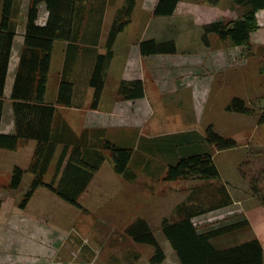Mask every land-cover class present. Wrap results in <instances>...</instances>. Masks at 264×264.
<instances>
[{"label": "rangeland", "instance_id": "obj_1", "mask_svg": "<svg viewBox=\"0 0 264 264\" xmlns=\"http://www.w3.org/2000/svg\"><path fill=\"white\" fill-rule=\"evenodd\" d=\"M198 1L200 19L189 11L187 16L180 12L173 18H154L156 0L136 2L126 37L134 39L141 34L142 38L143 22L152 17L147 38H174L177 46L171 57H153L154 79L148 85L147 104L139 105V116H134L140 121V142L137 131L128 130L120 142L134 148L129 167L137 178L111 183L110 175L119 174L106 151V161L97 176L107 179L94 183L82 194L80 202L86 210L44 186L36 190L25 208H20L31 174L24 175L18 189L0 182V264H151L154 247L136 242L127 232L138 215L150 219L166 254L163 264H181L159 220L163 216L178 218L172 208L176 202L202 209L220 204L226 198L220 191L223 186L231 196L230 204L194 217L197 229L205 232L238 223L239 227L214 237L212 242L229 247L257 235V231L264 243V226L255 227L264 224V203L254 195L249 179L241 172L242 167L251 170L253 176H264V123L259 122L264 114V11L256 13L258 27L251 32L250 40L234 44L214 33L204 36V24L197 23L210 19L229 24L242 19L247 8L233 0L217 5ZM213 6L219 9L210 11ZM149 66L148 61L139 59V67L127 69L137 75L151 69ZM111 73L110 81L114 79ZM234 97L242 98L250 112L228 111L227 105ZM210 124L222 135L235 138L238 146L219 150L206 143ZM185 132L195 139L189 137L188 143L183 142ZM197 146V150L212 152L221 177L211 181L164 180L168 163L178 155L195 151ZM186 147L188 151H184ZM54 170L55 163L46 175L47 181L53 178ZM260 183L263 188L264 180Z\"/></svg>", "mask_w": 264, "mask_h": 264}, {"label": "trees", "instance_id": "obj_2", "mask_svg": "<svg viewBox=\"0 0 264 264\" xmlns=\"http://www.w3.org/2000/svg\"><path fill=\"white\" fill-rule=\"evenodd\" d=\"M78 1L82 0H31L28 14V23L25 33V49L22 54L21 67L18 71L15 89L13 92L14 109L17 117L16 134L7 135L0 133V147L16 149L24 141L30 138L37 140L33 159L27 170L15 166L9 184L12 189H18L22 183L24 174H33L28 189L20 201V208H25L36 192L44 186L71 205L86 210L80 202V197L86 190L94 175L100 170L106 160L105 152L111 154L114 170L124 175L128 180H133L136 174L129 165L133 157L134 148L127 147L109 138L100 140L99 144L88 146L78 140L73 144L70 141L64 144L55 162L53 178L46 180V175L52 165V160L58 150L56 136L53 134L52 124L56 111L55 106L44 104V95L48 71L51 62L53 43L56 39H74L73 35L74 15L79 11ZM180 0H158L155 8V16H170L174 14ZM212 5H217L220 0H206ZM235 4L247 8L242 19L229 24L222 21L206 23L203 27L204 36L210 33L217 34L221 39H230L234 44L247 43L251 32L258 27L257 11L264 9V0H233ZM14 0H3V12L0 25V116L3 107V90L9 65L15 30L10 27V16ZM45 2L50 12V18L45 25L36 22L38 17V5ZM137 0H124L118 9L107 40V50L104 54H98L90 78V84L94 88L92 108H97L103 89L105 87V71L108 62L112 58V45L118 33L123 31L131 23L132 15ZM142 55L158 53H176L177 46L174 40L159 41L155 38L144 39L140 42ZM27 60L31 63L27 66ZM26 66V67H25ZM35 67V77L31 69ZM23 68L29 74H23ZM29 81L31 88L26 92L21 89V83ZM35 82V89L34 87ZM22 83V84H23ZM73 83L64 75L61 81L59 102L70 106L72 103ZM35 93V94H33ZM118 96L121 100H136L145 96V86L141 78L123 79L118 88ZM228 111L249 113L246 102L239 97H234L227 105ZM264 123V114L259 119ZM206 143L214 145L219 150L231 149L238 146V142L231 136H225L215 130L210 124L206 129ZM264 170V169H263ZM242 169L245 178L249 179L254 195L260 197L264 203V187L260 186L264 176H253ZM262 172V171H260ZM264 173V172H262ZM59 177V178H58ZM221 177L220 170L211 151L201 149L180 155L174 162L168 164L164 180H189L203 179L213 180ZM58 178V180H57ZM260 183V184H259ZM220 191L226 196L220 204L209 209L180 204L176 209L177 219L171 220L164 217L161 228L175 250L181 264H264V247L258 238L232 245L218 247L212 239L239 227L234 223L230 226H222L201 232L193 222V218L209 210L230 204L231 196L226 187ZM127 232L139 243L149 244L154 247V254L150 258L151 264H163L166 254L153 232L151 225L144 218H137L128 227Z\"/></svg>", "mask_w": 264, "mask_h": 264}, {"label": "crops", "instance_id": "obj_3", "mask_svg": "<svg viewBox=\"0 0 264 264\" xmlns=\"http://www.w3.org/2000/svg\"><path fill=\"white\" fill-rule=\"evenodd\" d=\"M222 1L223 0L220 1V4ZM157 2L158 0H156L152 11V17L154 18V8ZM198 2V0H180L177 4L174 14L165 17L173 18L180 12H185L184 16H187L186 11H189V14L193 13L198 16V19H200L201 16L199 13L201 8L198 5ZM123 3L124 0L78 1L80 8L79 11L74 15V25L72 31L73 35L76 37L70 40L56 39L53 43L50 68L48 71L46 91L44 95V104L53 105L56 108L53 117L52 130L54 136H56L57 139L58 150L54 159L52 160V164L57 161V158L61 152V148L65 143H67V141H70L72 146L78 140L85 142V144H88V146L94 144L98 145L100 140L102 141L104 138H109L113 141H116L117 143H120L122 141V137L124 136L125 138L126 136L125 131L128 130L131 131V133L137 131V135L139 134L138 142H140V121H135L134 116H139V105L141 107L142 104H147L148 85L150 86L152 84V80L154 79L152 76L154 75L155 70L151 68L154 66V64H151L153 63V57L157 56L158 54H164L165 56L171 57V55L174 53L142 55L140 51V42L144 39H148L147 27L149 24H151L150 21L152 17L144 20L143 22L142 27H145L143 28L145 31L142 33V38L141 34L137 36L138 38L134 39L126 37L125 34L132 22L129 23L123 31L118 33L114 40L112 45L113 55L108 62L105 71V87L102 92L101 100L97 108H92L94 88L90 84V78L93 73L97 55L104 54L107 50V40L110 28L118 9L122 7ZM30 4L31 0H14L10 16V27L15 30V36L12 42L9 65L3 90V107L0 116V133L7 135L16 134L17 132V117L14 109L13 92L15 89L18 71L21 67L22 54L25 49V33L27 29ZM217 9H219V6H213L210 11L214 12ZM2 10L3 0H0V25L3 12ZM263 11L264 9H261L258 13ZM49 18L50 12L47 4L45 2L39 3L38 17L36 19L37 24L45 25ZM213 21L214 20L206 19L201 22L200 20V22L197 24L201 26L202 24L205 25L206 23ZM188 26L189 22L186 24V28ZM149 38H155L159 41H175L174 38L172 39L168 37L160 38L153 36ZM139 59L148 61L150 63L149 67L151 69H148V71H150L151 74L146 70L142 71V73L139 71L138 73L141 75H135L134 72L128 71L127 67L129 66L132 68L135 66L139 67ZM30 63L31 62L27 60V66ZM31 70L32 76L35 77V67H33ZM22 71L25 75L29 74L28 71L24 70V68ZM146 72L150 74L149 78ZM110 73L114 78L112 81H110ZM145 73L146 78H148V83L145 79ZM64 75L73 83L72 103L70 106L59 102L61 81ZM136 78H141L143 80L145 86V96L136 100H121L118 96L120 82L123 79L131 80ZM22 83L21 89L23 92H26L27 87H32L29 81L24 82L23 84ZM33 89H35V82ZM186 133L187 132H185V134ZM189 137H191V140L195 139L194 136H188V134H186L184 139L182 138L183 142L185 141L188 143L190 140ZM170 143L171 141H169V144ZM171 144L176 146L174 142ZM36 145L37 140L30 138L24 141L16 149L0 147L1 183L4 185L10 184L15 166H20L25 170L29 168L33 159ZM197 148H199V146L196 147L195 151H198ZM171 149L172 152L173 148ZM188 150V147L184 149V151ZM179 156L180 155L176 156V159ZM26 173L28 174L30 172L26 171ZM97 173L94 175L93 179L84 192L88 191L94 183L106 181L105 179L107 178L97 176ZM30 174V180H32L33 174ZM136 178L137 176L133 180ZM122 180L124 181L128 179L122 174H119V176L110 175L109 178V181L113 184L121 183ZM109 181L105 184L108 185ZM182 202L183 201L176 202V205L172 206V208L174 207L173 210L177 209V207L182 204ZM140 217L146 219L150 224V219L148 217L145 215H138L137 218ZM164 217L165 216L159 220L160 224ZM263 226V223L255 224L256 228H261ZM256 234L257 235L250 236V238L247 240L244 239L242 242L251 240L253 238H258L264 247V243L261 239L263 235H261V233H257V231Z\"/></svg>", "mask_w": 264, "mask_h": 264}]
</instances>
